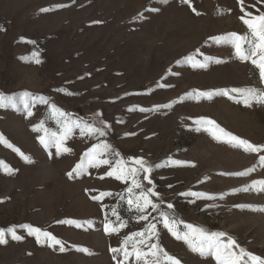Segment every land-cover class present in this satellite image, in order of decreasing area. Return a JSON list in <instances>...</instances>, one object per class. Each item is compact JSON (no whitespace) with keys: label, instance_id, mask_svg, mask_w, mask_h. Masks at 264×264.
<instances>
[{"label":"rangeland","instance_id":"1","mask_svg":"<svg viewBox=\"0 0 264 264\" xmlns=\"http://www.w3.org/2000/svg\"><path fill=\"white\" fill-rule=\"evenodd\" d=\"M191 3L190 8L182 0H0V94L47 97L67 118L105 133L81 135L73 129L66 141L71 154L56 155L40 144L43 133L32 130L41 121L53 131L58 128L47 106L37 103L31 117L22 107H0V134L31 159L27 163L0 143V161L14 170L12 175L0 170V229L16 227L23 237L6 236L0 264H144L134 255L125 261L123 252L112 249L125 248L124 241L150 223L156 235L146 245L157 244L181 264H217L214 256L192 252L172 236L161 212L208 232H224L225 239L237 242L234 251L242 248L264 259V191L258 190L264 151L217 142L207 126L196 123L214 120L225 131L264 146V105L253 99L246 106L244 97L231 93L233 88L264 91V81L250 61H240L230 46L209 39L246 34L241 17L264 12V0ZM33 53H39V64ZM189 56L195 66L186 63ZM225 90L231 98L218 94ZM202 92L214 95L208 99ZM98 144L120 153L103 158L122 159L126 167H138L133 158H143L151 166L150 173L137 177L158 205V210L146 206L147 220L136 210L140 190L128 191L131 178L124 182L107 174L115 163L68 178ZM101 193L110 195L92 199ZM66 220L82 227L60 223ZM24 224L52 233L65 251L37 243L20 227ZM178 228L181 234L187 231L183 224ZM146 245L137 243L148 252ZM127 250L132 252L131 243Z\"/></svg>","mask_w":264,"mask_h":264},{"label":"snow or ice","instance_id":"2","mask_svg":"<svg viewBox=\"0 0 264 264\" xmlns=\"http://www.w3.org/2000/svg\"><path fill=\"white\" fill-rule=\"evenodd\" d=\"M183 3L187 4L190 8L192 7L191 0H182ZM243 3V0H241ZM57 7H63L62 5H58ZM243 10V9H242ZM42 11L47 12L50 9H42ZM192 11L195 12V8H192ZM199 15L200 13H196ZM250 18L245 19L241 17L243 23L247 26V33L244 35L237 34L235 32L228 33L225 36L221 37H209L210 40H213L217 44H223L226 46H230L234 49V54L237 59L242 62H251V64L258 70L260 80L264 81V12L260 13L258 16H251V13H246ZM29 43H35V41H29ZM199 53V50H197ZM39 53H33V57L35 58V63L39 64L41 61L38 58ZM186 63H192L195 66V57L189 56L185 58ZM221 61L216 60L215 63H220ZM200 67H205V64L201 63ZM231 93H236L242 97L243 103L246 106H251L250 101L255 99L257 103L264 105V91L260 89L247 88H233L231 89ZM71 95V93H67ZM219 95L229 96L231 98V94L228 91H223L218 93ZM200 96L207 97L211 99L214 95L211 92H202L199 93ZM240 101H237L239 103ZM37 103L40 105L47 106L50 113L57 117L58 128L53 131L49 127L46 126V121H41L38 126L33 127L34 132L43 133L39 137L40 144L45 148H54L56 150V155L61 154H71L72 149L66 146V141L68 137L72 134L73 129H79L81 135H100L103 136L104 130L103 128L95 127L87 122L81 121H73L68 117V114L58 108L55 103H50L49 99L44 96H35L31 93L25 92L22 93L19 97H6L3 94H0V107L10 106L14 108H21L24 110L25 114L31 117L33 113V109L37 106ZM144 111V109H141ZM196 123L203 124L207 126L206 130L210 131L213 139L217 142L227 143L232 147L242 148L245 152L250 153H258L264 151V146L253 145L246 139H242L236 135H233L231 132L225 131L221 128L214 120L201 118V120L196 121ZM215 129V131H211ZM197 131L200 130L198 127ZM217 132L220 135H217ZM226 138V139H222ZM0 143L5 144L7 147H12L13 151H15L23 160L27 163H31L30 157L25 155L19 148H15L11 144H9L0 134ZM107 154H112L115 157L119 158L120 153L115 152V150L111 149V146L108 144H98L96 147L90 149V151L84 153V157L80 163L76 164L72 171L67 173L69 179H72L74 175L82 174L86 168L89 167H99L100 165H109L115 163V167L112 171H109L107 174L109 176H115V179L127 182L129 178H131L132 188L128 189L129 193L133 192V189H139V194L137 197L136 210L141 213L140 219L147 220L148 217L145 213L146 206L150 205L153 210H158V205L152 202L148 197L150 195H154L151 192V189L145 190L137 177L143 173H150L152 171L151 166L147 164V162L143 158H133L134 165H138V167H126L125 161L122 159H118L116 161H111L109 159L103 158ZM260 163L264 165V155L259 157ZM161 165H156V167H160ZM126 169V171H125ZM0 170H4L6 174L12 175L14 174V170L11 169L8 165H6L3 161H0ZM251 171V170H250ZM248 172H238L235 173L237 176H245L248 175ZM149 184H151V180H149ZM260 185L259 191H264V181H259ZM255 188L256 185H253ZM249 189L245 188L244 191H248ZM110 195V193H101L100 197L93 196L92 199L99 200L100 198ZM190 195H201L199 193H190ZM211 199L212 197H208ZM143 200V203H140V200ZM3 201H0L2 203ZM129 205L133 204V200L129 199ZM169 209L173 208V205L169 203L167 205ZM264 211V209H262ZM161 218L163 219L164 227L168 229V231L174 236L177 240H183L189 247L192 252H197L201 256H214L217 264H264V259L259 256L253 255L250 252L245 251L244 249H239V253L234 251V248L238 247L237 242L231 237H226V233L224 232H208L202 227H196L192 224H184L183 221H177L174 218H171L167 215V213L161 212ZM60 223H65L69 225H74L75 227H82L79 223L66 220L60 221ZM183 224L185 231L183 234L179 231L178 226ZM123 223L120 224V227H124ZM23 228L28 235L34 236L37 243H47L49 247L59 246V251H65L64 243L58 239L55 235L50 232H44L39 227H33L30 224H24L20 226ZM156 225L148 224V227L145 229V232H137L134 233L133 236L128 237L125 241V248L116 249L113 248V253H117L119 255L120 252H123L124 260L127 261L130 255H134L136 260L139 262L142 259L144 260V264H181L180 260L176 259L168 255L162 248H158L157 244L146 245V240L150 239L152 236L156 235L155 232ZM115 228H112L111 231H115ZM105 231H109V227L106 226ZM10 235L13 240H21L23 237L17 234L16 227L9 228L7 232L5 230L0 229V245H4L7 243L6 236ZM134 237H140L141 239L137 242ZM131 243L132 252L130 253L127 250V245ZM139 244H145L149 251L145 252L140 247L137 246ZM79 251L86 252L87 249L80 248ZM151 255V260L144 259Z\"/></svg>","mask_w":264,"mask_h":264}]
</instances>
